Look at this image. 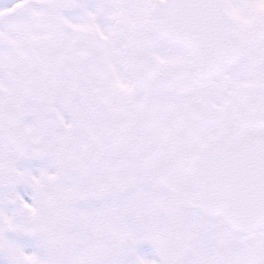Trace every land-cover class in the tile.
I'll use <instances>...</instances> for the list:
<instances>
[{
	"label": "snow or ice",
	"instance_id": "obj_1",
	"mask_svg": "<svg viewBox=\"0 0 264 264\" xmlns=\"http://www.w3.org/2000/svg\"><path fill=\"white\" fill-rule=\"evenodd\" d=\"M0 264H264V0H0Z\"/></svg>",
	"mask_w": 264,
	"mask_h": 264
}]
</instances>
